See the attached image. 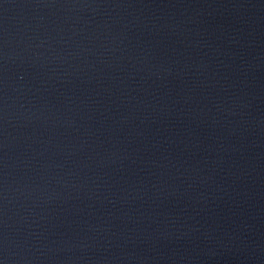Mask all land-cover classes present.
<instances>
[{
  "label": "water",
  "instance_id": "95a60500",
  "mask_svg": "<svg viewBox=\"0 0 264 264\" xmlns=\"http://www.w3.org/2000/svg\"><path fill=\"white\" fill-rule=\"evenodd\" d=\"M0 264H264V0H0Z\"/></svg>",
  "mask_w": 264,
  "mask_h": 264
}]
</instances>
